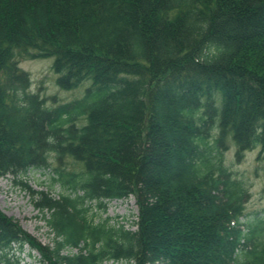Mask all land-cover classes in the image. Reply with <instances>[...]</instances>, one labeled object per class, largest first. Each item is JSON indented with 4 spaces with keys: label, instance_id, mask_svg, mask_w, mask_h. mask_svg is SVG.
Here are the masks:
<instances>
[{
    "label": "trees",
    "instance_id": "1",
    "mask_svg": "<svg viewBox=\"0 0 264 264\" xmlns=\"http://www.w3.org/2000/svg\"><path fill=\"white\" fill-rule=\"evenodd\" d=\"M25 55L54 59L62 90L91 85L47 108ZM230 142L264 170V0H0V179L37 170L63 191L33 196L52 246L0 211V264L26 246L45 264H264ZM130 197L134 232L91 214Z\"/></svg>",
    "mask_w": 264,
    "mask_h": 264
},
{
    "label": "rangeland",
    "instance_id": "2",
    "mask_svg": "<svg viewBox=\"0 0 264 264\" xmlns=\"http://www.w3.org/2000/svg\"><path fill=\"white\" fill-rule=\"evenodd\" d=\"M19 67L31 77V92L39 94L45 101L47 108L71 103L81 99L91 82H84L80 87L72 91L62 90L58 84V75L53 70L54 59L32 60L26 55L18 58ZM260 149L247 151L238 161L236 157L237 148L232 142L229 143V150L225 153V165L233 174V178L243 182L250 195L245 204V217L242 224H248L256 215L264 216V170L257 161ZM51 166L57 167V161L51 160ZM65 166L71 170H79V164L71 159L65 160ZM48 173L42 171H31L26 176L14 177L8 175L0 179V211L8 217L14 219L23 230L29 233L43 246H52L54 235L50 232L44 222L42 214L33 201L34 194L40 192L53 191L58 196L63 193L60 187H52ZM21 181L23 184L16 182ZM98 203H89L91 214L95 215L96 222L108 221L113 227H124L129 231L137 230L139 208L134 197L120 201H110L102 203L103 208L99 209ZM257 224V223H256ZM255 224V225H256ZM246 232L248 228L245 226ZM264 242V237L259 239ZM79 251L68 249L64 255H75ZM20 264H45L41 256L26 246L21 253ZM103 264H130L126 261L113 262L105 261ZM132 264V263H131Z\"/></svg>",
    "mask_w": 264,
    "mask_h": 264
},
{
    "label": "bare ground",
    "instance_id": "3",
    "mask_svg": "<svg viewBox=\"0 0 264 264\" xmlns=\"http://www.w3.org/2000/svg\"><path fill=\"white\" fill-rule=\"evenodd\" d=\"M121 202V201H120Z\"/></svg>",
    "mask_w": 264,
    "mask_h": 264
}]
</instances>
